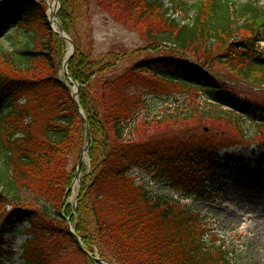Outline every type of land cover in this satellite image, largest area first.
<instances>
[{
    "label": "trees",
    "instance_id": "1",
    "mask_svg": "<svg viewBox=\"0 0 264 264\" xmlns=\"http://www.w3.org/2000/svg\"><path fill=\"white\" fill-rule=\"evenodd\" d=\"M73 1L60 0L58 20L75 46L68 74L79 85L86 131L60 75L66 45L50 30L45 3L0 4V257L8 224L16 219L28 227L19 264H98L79 249L66 217L84 250H97L99 259L111 264H231L224 244L200 214L172 197L154 195L128 172L149 157L162 156L165 179L169 175L182 186L183 195L202 197L208 194L206 180L214 174L219 151L230 147L219 145L223 138L264 146V105L225 86L208 61L188 57L198 47L210 50L228 42L231 56L241 60L236 69L242 77L264 85V57L256 50L260 41L234 42L241 28L262 20L261 11L237 0H206L191 7V18L177 20L164 4L173 0H92L125 28H132L137 17L146 22L158 13L164 28L148 41L177 51L134 59L150 53L139 47L94 57L91 47L72 36ZM2 26L8 27L3 33ZM130 58L135 62L126 65ZM146 73L202 91L217 107L206 112L166 107L153 114L155 92ZM222 107L231 110L227 134L190 136L197 118L224 116ZM197 112L201 118L194 117ZM246 122L253 125L251 133ZM84 133L88 166L81 169L73 213L67 201L75 168L68 170V163ZM168 135L173 139L165 143Z\"/></svg>",
    "mask_w": 264,
    "mask_h": 264
},
{
    "label": "rangeland",
    "instance_id": "2",
    "mask_svg": "<svg viewBox=\"0 0 264 264\" xmlns=\"http://www.w3.org/2000/svg\"><path fill=\"white\" fill-rule=\"evenodd\" d=\"M17 0H0V3H9ZM47 9V13L53 11L54 0H42ZM200 1L206 3V0H173L174 4L166 1L165 7L168 8L174 18L181 20L185 15L192 17L191 7ZM240 4H251L260 12L262 20L258 21L256 26L241 28V35L234 36L235 41L252 42V37L259 41L257 48L258 56L264 57V0H237ZM73 16L75 23L72 28V36L79 40L82 45L91 47L94 57L105 54L109 51L123 52L141 48H148L147 54H141L134 59H141L144 56H156L177 52L176 49L167 45H154L148 41L149 36H154L161 31V17L156 13L148 21L136 19L132 28H125L114 22L107 13L93 4L92 0H74ZM160 21V23L158 22ZM2 33L8 27L2 26ZM218 42L217 45L207 50L205 47L196 48V55L188 57L200 61H208L213 72L218 76L225 86L240 94L244 98H249L257 103L264 105V85L260 84L256 78L246 80L236 68L241 60L234 59V54L228 49V42ZM229 57L226 59V57ZM187 58V57H186ZM233 59V60H232ZM131 58L127 60L126 65L134 63ZM61 73V70H60ZM146 78L151 81V89L155 95L150 98L151 103L158 114L162 108L168 107L169 110L177 108L183 111L184 108H196L203 112L214 109L215 104L206 102L202 91L197 89H185L175 84L164 82L156 76L146 73ZM22 104V103H21ZM207 105V106H205ZM211 107V108H210ZM224 116L212 117L211 114L202 116V120L196 119L199 123L191 135L197 137L214 135L219 139L225 133V128H231L228 120V109L223 108ZM199 112L194 117H200ZM203 121V122H201ZM201 123V124H200ZM253 125L246 122L245 128L248 133L252 132ZM182 134V132H181ZM168 141H172V136L168 135ZM250 136V135H249ZM184 137V136H183ZM264 137V129H263ZM234 138V137H233ZM223 138L219 145L230 146L219 151L214 174L207 178L206 187L208 194L183 195L182 186L171 182L169 175L165 177L160 173L162 156H152L147 158L148 162L140 168H132L128 176L133 178L138 184H145L154 195H166L174 198L185 209L200 214L209 226L207 228L214 230L220 242L225 246L229 253L231 264H264V147L260 142L249 140L248 144L237 143L234 139ZM157 139L154 144L158 146ZM82 139L77 144L75 150L69 157L68 170L76 167L79 153L81 150ZM233 145V146H231ZM160 147L162 149L166 148ZM227 149V150H226ZM226 159V160H225ZM86 163H88L86 161ZM168 174V173H167ZM77 188L73 187V195L69 197L68 202L72 204ZM8 233L4 236L3 255L0 258L2 264H19L21 251L19 246L26 239L27 226L25 223L12 220L8 224ZM207 229V230H208ZM97 255V250L95 252Z\"/></svg>",
    "mask_w": 264,
    "mask_h": 264
},
{
    "label": "water",
    "instance_id": "3",
    "mask_svg": "<svg viewBox=\"0 0 264 264\" xmlns=\"http://www.w3.org/2000/svg\"><path fill=\"white\" fill-rule=\"evenodd\" d=\"M59 1L60 0H55V6L58 7L59 5ZM54 17L57 18V14L56 12L54 13ZM51 23V21H50ZM54 31V30H53ZM58 37L62 38L65 40L66 43H68V45L70 46V52L68 53V56L66 57V59L64 60V63H63V67H62V71H63V74L65 76L68 77V79L70 80V77L68 76V73H67V62L68 60L71 58L73 52H74V46L71 42V40L61 31L59 30L58 32L57 31H54ZM70 82L72 83V85L74 86V89H72L71 91V97L75 103V107H76V110H77V113L80 115L81 117V121H82V124L83 126L86 128L87 127V121L85 119V117L83 116L82 114V110L81 108L79 107L78 105V102H77V93H78V85L74 82V81H71ZM86 153V148L83 147L82 148V151H81V155H80V158H79V161L77 163V167H76V175H75V181L74 183H77L78 187H79V180H80V170H81V167H82V164H83V159H84V155ZM66 227L68 229V231L70 232V234L74 237V239L77 241V243L79 244V247L80 249L82 250V246L80 244V241H79V238L77 236L74 235V232H73V229L71 228L68 220H66ZM86 255L91 259V260H95L97 263L99 264H109L105 261H101V260H98L96 258H92V256H90L89 254L86 253Z\"/></svg>",
    "mask_w": 264,
    "mask_h": 264
},
{
    "label": "bare ground",
    "instance_id": "4",
    "mask_svg": "<svg viewBox=\"0 0 264 264\" xmlns=\"http://www.w3.org/2000/svg\"><path fill=\"white\" fill-rule=\"evenodd\" d=\"M56 26L54 25V28H55Z\"/></svg>",
    "mask_w": 264,
    "mask_h": 264
}]
</instances>
